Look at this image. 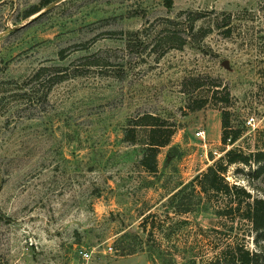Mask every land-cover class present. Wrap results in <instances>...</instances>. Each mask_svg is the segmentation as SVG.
Masks as SVG:
<instances>
[{"label": "rangeland", "instance_id": "rangeland-1", "mask_svg": "<svg viewBox=\"0 0 264 264\" xmlns=\"http://www.w3.org/2000/svg\"><path fill=\"white\" fill-rule=\"evenodd\" d=\"M222 110L233 144L220 140ZM144 113L176 126L155 172L140 164L144 129L125 139ZM235 146L264 148V0H0V264H162L161 252L183 264L191 243L207 259L245 223L229 232L208 204H165ZM241 167L227 179L247 186ZM148 212L193 229L150 234ZM128 243L136 251L121 253Z\"/></svg>", "mask_w": 264, "mask_h": 264}, {"label": "trees", "instance_id": "trees-1", "mask_svg": "<svg viewBox=\"0 0 264 264\" xmlns=\"http://www.w3.org/2000/svg\"><path fill=\"white\" fill-rule=\"evenodd\" d=\"M47 4L48 2L41 7ZM165 4L170 7L171 0H165ZM41 7L31 8L26 12L24 18L37 13ZM196 19L194 17H189L187 21L184 19L187 30L192 32ZM165 35L166 42L171 41L169 34ZM191 40L195 39L191 38ZM167 45L174 47L172 44ZM180 45L177 48H180ZM40 71L41 69L37 70V74ZM204 103L202 102L192 109H200L205 105ZM129 125L125 130L127 141H135V129L137 128L144 129L146 132L140 159L141 166L148 172L157 171L158 150L169 144L175 132V122L158 115L144 113L131 119ZM226 128H230L231 132L225 131ZM221 129L220 140L223 144H233L240 137L239 129H233L230 125L227 110L221 111ZM232 165L243 166L236 168V172H243V169H246L247 186L230 182L227 179L228 169ZM262 177H264V148L257 147L254 151L245 152L235 146L226 149L223 155L208 165L204 171L194 176L188 183L181 185L167 198L165 205L172 206L176 214H186L203 204H208L219 217L220 226H227L229 232H232L237 220L245 223L240 240H232V236L220 239L218 244L212 245L214 253L207 259H203V256L196 257L198 254L195 252L193 243L188 248L185 246L186 244H183V248L180 250L181 258L184 259L183 264H264V188L253 182L258 178L263 180ZM156 223L159 225L161 236L165 239H168L170 234L178 229L181 236L193 229L191 221L187 218H179L176 221H172V219L157 221L155 214L151 212L142 217L140 226L143 231L148 229V232L152 234ZM211 232L222 233L216 228L203 230L199 227V232L195 236L208 237ZM128 236L129 233L125 232L121 234L120 238ZM249 238H252L254 243L252 248L248 246ZM135 251V247L130 246V243L121 247L123 254ZM165 253H158L161 263L170 264L172 254Z\"/></svg>", "mask_w": 264, "mask_h": 264}, {"label": "built area", "instance_id": "built-area-1", "mask_svg": "<svg viewBox=\"0 0 264 264\" xmlns=\"http://www.w3.org/2000/svg\"><path fill=\"white\" fill-rule=\"evenodd\" d=\"M252 123H253V118L252 117H249L247 119V121H246V124L247 125H251ZM195 135L198 136V137H200L201 139H203L204 138V131L203 130H197L195 132Z\"/></svg>", "mask_w": 264, "mask_h": 264}]
</instances>
